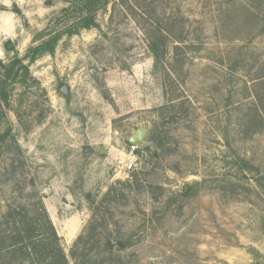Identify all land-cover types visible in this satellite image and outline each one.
<instances>
[{"label": "rangeland", "instance_id": "obj_1", "mask_svg": "<svg viewBox=\"0 0 264 264\" xmlns=\"http://www.w3.org/2000/svg\"><path fill=\"white\" fill-rule=\"evenodd\" d=\"M0 63V264L39 201L67 264L93 218V264H264V0H0Z\"/></svg>", "mask_w": 264, "mask_h": 264}, {"label": "trees", "instance_id": "obj_2", "mask_svg": "<svg viewBox=\"0 0 264 264\" xmlns=\"http://www.w3.org/2000/svg\"><path fill=\"white\" fill-rule=\"evenodd\" d=\"M90 22H92L91 19H88L84 26L89 27L92 24ZM171 32L172 31L160 30L146 31V34L149 36L147 39V46L154 56L155 61H159V58L166 52L165 39L168 40V38H170L172 42L171 59H174V61L178 60L177 58L179 56V52L182 51L181 44L184 42L186 37L181 31H179L175 37L171 34ZM169 41L170 40H168V42ZM0 65L5 67L3 73L1 74L2 79L0 78V101L6 102L7 91L5 83L10 76L15 74V71L13 72L14 65L12 63L7 67L3 63H0ZM20 69L26 70V67L20 66ZM164 72V79L170 78L169 73L167 71ZM164 93L167 94L166 89L164 90ZM5 135L6 133L2 134L0 140H2ZM16 208L17 207L9 208L3 215L5 222L11 221L13 223L9 229V236L14 240V242L10 244L11 247L8 249V253L16 254L18 252H22L23 250L26 258L28 256L27 259L23 258L24 263L21 261L23 264H67L68 260L59 245V237L42 201H39L38 211H34L33 214L23 207V214L20 215L21 213H19ZM28 214H31V216L29 217ZM97 225L98 224L93 218L74 240L70 248V256L72 257L74 264H93L94 262L92 261H95L93 256L96 255V257H98L97 251L94 252V255H89V247L95 246V243H91L90 240L97 234L102 233L101 230L99 232L96 231ZM103 246L105 250H107L108 254H111L113 248L112 244L109 241H105ZM118 246L122 248L124 245L123 243H119ZM29 248L32 249L31 252L27 251ZM16 258L19 260L18 264H20L21 258L18 257L17 254Z\"/></svg>", "mask_w": 264, "mask_h": 264}, {"label": "built area", "instance_id": "obj_3", "mask_svg": "<svg viewBox=\"0 0 264 264\" xmlns=\"http://www.w3.org/2000/svg\"><path fill=\"white\" fill-rule=\"evenodd\" d=\"M140 145L129 143L126 152H123L122 156L116 159V166L123 172H129L136 168L139 160L137 150Z\"/></svg>", "mask_w": 264, "mask_h": 264}, {"label": "water", "instance_id": "obj_4", "mask_svg": "<svg viewBox=\"0 0 264 264\" xmlns=\"http://www.w3.org/2000/svg\"><path fill=\"white\" fill-rule=\"evenodd\" d=\"M11 45V44H10ZM62 91H67L66 86L61 88ZM147 129L146 128H138L134 131V133L129 138V143L140 145L146 136ZM118 248V247H116Z\"/></svg>", "mask_w": 264, "mask_h": 264}]
</instances>
